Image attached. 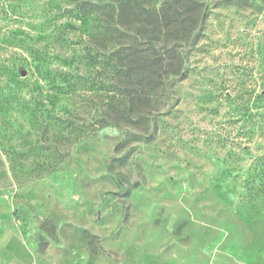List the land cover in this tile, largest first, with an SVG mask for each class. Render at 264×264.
Listing matches in <instances>:
<instances>
[{
  "label": "rangeland",
  "instance_id": "rangeland-1",
  "mask_svg": "<svg viewBox=\"0 0 264 264\" xmlns=\"http://www.w3.org/2000/svg\"><path fill=\"white\" fill-rule=\"evenodd\" d=\"M72 1L0 0V264H264V0H197L160 90Z\"/></svg>",
  "mask_w": 264,
  "mask_h": 264
},
{
  "label": "trees",
  "instance_id": "trees-1",
  "mask_svg": "<svg viewBox=\"0 0 264 264\" xmlns=\"http://www.w3.org/2000/svg\"><path fill=\"white\" fill-rule=\"evenodd\" d=\"M72 3L78 15L95 18L99 29L117 32L119 38L126 35L120 29L122 20L130 17L148 34L147 49L142 50L135 39L133 44L121 45L114 51V57L124 62L120 68L125 78L136 80L139 86L160 90L168 78L180 74L183 54L177 47L192 31L191 25L189 29L179 17L197 12L201 7L199 1L163 0L159 8L153 4L154 0H73ZM169 39L173 45H167ZM159 41L164 44L159 45Z\"/></svg>",
  "mask_w": 264,
  "mask_h": 264
}]
</instances>
